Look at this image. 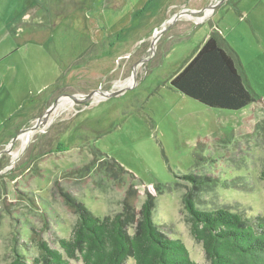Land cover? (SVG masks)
Returning <instances> with one entry per match:
<instances>
[{
    "label": "rangeland",
    "instance_id": "374dc122",
    "mask_svg": "<svg viewBox=\"0 0 264 264\" xmlns=\"http://www.w3.org/2000/svg\"><path fill=\"white\" fill-rule=\"evenodd\" d=\"M24 9L0 29V264L15 252L30 263L37 239L59 249L77 220L68 197L102 219L122 211L130 186L136 210L159 187L154 224L209 264L184 219L186 175L218 181L194 191L200 210L264 217V0H26ZM212 33L261 103L213 109L170 87ZM112 160L136 180L113 178Z\"/></svg>",
    "mask_w": 264,
    "mask_h": 264
},
{
    "label": "trees",
    "instance_id": "16d2710c",
    "mask_svg": "<svg viewBox=\"0 0 264 264\" xmlns=\"http://www.w3.org/2000/svg\"><path fill=\"white\" fill-rule=\"evenodd\" d=\"M170 87L213 109L238 111L262 102L249 86L236 53L215 33L172 76ZM107 170L117 181H121V175L136 180L114 160ZM260 178L264 181V170ZM183 179L191 185L181 201L184 219L208 263L264 264V217L229 209L200 210L194 191L208 182L218 183L217 179L195 175ZM137 192L135 186H130L122 211L102 219L68 197L66 205L77 216L70 237L58 241L59 249H51L41 239L34 240L36 258L29 263L23 254L15 252L8 264H70V260L77 259L83 264H125L128 259L134 264H197L180 240L168 238L153 222L154 199L162 193L160 188L151 189L152 193L146 190L139 210L134 206Z\"/></svg>",
    "mask_w": 264,
    "mask_h": 264
},
{
    "label": "crops",
    "instance_id": "0c3cea01",
    "mask_svg": "<svg viewBox=\"0 0 264 264\" xmlns=\"http://www.w3.org/2000/svg\"><path fill=\"white\" fill-rule=\"evenodd\" d=\"M25 1L26 0H0V29L12 27L15 24L16 20L19 17L18 14L21 12L19 10L22 9V11H25V9H24V2ZM35 1L36 0H28V2H30V3L35 2ZM7 2L14 3L15 5H17L18 3H21V2H23V4L20 5L19 7H17V6L13 7V8H16L17 11H15V10H12L8 7L9 4ZM31 6L32 5L29 4L27 9H33V8H31ZM5 10H8V11L6 13H4ZM27 13L30 16V13L29 12H27ZM10 17H13V19H11V21L6 20ZM27 18H29V17H25L24 15L21 17L22 21H26ZM15 26H13V28H15ZM16 29H20V28L17 27Z\"/></svg>",
    "mask_w": 264,
    "mask_h": 264
},
{
    "label": "bare ground",
    "instance_id": "6f19581e",
    "mask_svg": "<svg viewBox=\"0 0 264 264\" xmlns=\"http://www.w3.org/2000/svg\"><path fill=\"white\" fill-rule=\"evenodd\" d=\"M65 103L66 102H61L59 105L65 106ZM68 103H70L69 100H68ZM29 137H30V135L28 134V135H24L21 139L24 140V143H25V142H27L29 140Z\"/></svg>",
    "mask_w": 264,
    "mask_h": 264
}]
</instances>
